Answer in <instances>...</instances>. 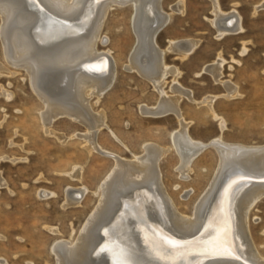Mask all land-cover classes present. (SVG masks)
Returning <instances> with one entry per match:
<instances>
[{
    "label": "bare ground",
    "instance_id": "1",
    "mask_svg": "<svg viewBox=\"0 0 264 264\" xmlns=\"http://www.w3.org/2000/svg\"><path fill=\"white\" fill-rule=\"evenodd\" d=\"M164 1L0 0L4 53L13 66L28 73L34 92L44 103L40 116L46 133L68 140L52 124L60 117H69L86 126L84 147L89 152L114 159L100 185L99 204L79 236L56 239L53 252L57 264H107L105 249L111 264H264L250 222L252 209L264 197V144L230 142L222 135L205 142L192 136L191 122L181 108L184 96L198 105L206 103L220 120L222 131L227 123L214 109L218 95L197 101L181 86L182 69L166 62L167 51L185 58L200 41L171 39L167 48L158 44L157 36L173 13L186 9V0H178L172 12L166 11ZM210 1V22L218 37L245 33L236 4L225 10L221 0ZM127 4L134 6L137 42L126 67L152 82L161 96L153 106L141 105V112L154 117L175 114L179 119V127L171 133V146L146 142L143 153L133 158L107 150L99 142L98 133L105 127L117 141L122 140L107 124L105 112L96 111L90 102L91 95L100 99L113 86L116 59L110 49L101 51L98 42H106L101 31L109 11L115 5ZM219 55L206 69L225 85L227 93L223 95L231 98L239 89L222 80L226 59ZM170 74L174 77L172 95L165 89ZM5 90L0 93L10 98L13 92ZM210 146L218 153V168L193 215H186L166 188L161 159L175 148L180 157L178 173L187 179L194 159ZM82 173V167L76 166L69 175L80 180ZM66 191L65 205H75L89 188L70 186ZM40 192L51 194L45 189ZM99 232L104 236L101 245ZM2 259L0 264H4Z\"/></svg>",
    "mask_w": 264,
    "mask_h": 264
},
{
    "label": "rangeland",
    "instance_id": "2",
    "mask_svg": "<svg viewBox=\"0 0 264 264\" xmlns=\"http://www.w3.org/2000/svg\"><path fill=\"white\" fill-rule=\"evenodd\" d=\"M177 1L165 0V10L172 12ZM220 2L225 10L236 4L245 33L218 37L210 22L211 1L186 0L185 11L173 13L157 42L167 48L171 39L200 41L185 58L175 51L166 53V62L182 69L181 86L197 101L218 95L213 105L226 120L223 131L206 103L198 105L188 96L183 97L181 108L191 122L189 129L194 138L208 142L222 135L230 142L264 144V0ZM133 15L132 4L115 5L109 11L101 31L106 42L100 40L98 47L101 51L110 49L115 57L116 76L113 86L100 99L96 94L90 96L92 107L105 112L107 124L122 140L117 141L105 127L98 133L99 142L128 158L143 153L146 142L171 146V133L179 127L175 114L154 117L141 112V105L153 106L161 96L152 82L126 67L137 42ZM220 53L226 59L222 80L231 81L239 89L231 98L223 95L227 93L225 85L206 69ZM173 78L170 74L165 85L171 95ZM30 81L24 69L9 62L0 38V92H13L8 99L0 93V258L4 264H57L53 252L56 239L79 236L99 204L100 185L114 166V159L98 151L89 152L84 147L86 126L69 117H60L52 124L68 140L46 133L40 116L44 103ZM174 150L161 159L166 188L179 210L193 215L214 178L219 156L214 147L206 148L194 159L189 177L182 179L177 170L180 157ZM76 166L82 167V180L69 175ZM70 186L89 188L79 198L80 204L65 205ZM42 189L51 194L40 192ZM250 220L252 236L264 256V197L252 209Z\"/></svg>",
    "mask_w": 264,
    "mask_h": 264
},
{
    "label": "water",
    "instance_id": "3",
    "mask_svg": "<svg viewBox=\"0 0 264 264\" xmlns=\"http://www.w3.org/2000/svg\"><path fill=\"white\" fill-rule=\"evenodd\" d=\"M98 240H99V244L98 245H101V243L104 241L103 233L100 234V232H99V234H98ZM102 252H104L103 253L104 254L103 257H105L106 260L108 261L107 264H111V262H109V258H108V255H107L108 249L102 250Z\"/></svg>",
    "mask_w": 264,
    "mask_h": 264
}]
</instances>
